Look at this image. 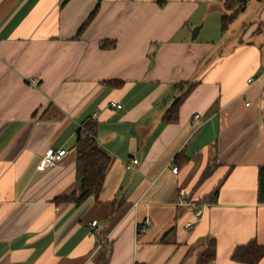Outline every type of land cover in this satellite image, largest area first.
I'll return each mask as SVG.
<instances>
[{
  "label": "crops",
  "instance_id": "obj_1",
  "mask_svg": "<svg viewBox=\"0 0 264 264\" xmlns=\"http://www.w3.org/2000/svg\"><path fill=\"white\" fill-rule=\"evenodd\" d=\"M257 2L222 35L223 0H0V264H196L210 238L213 264H241L237 246L264 245ZM209 20L216 41L202 39ZM185 82L197 86L166 124ZM89 120L112 158L104 188L56 204L76 188L74 146ZM62 149L60 163L40 168Z\"/></svg>",
  "mask_w": 264,
  "mask_h": 264
},
{
  "label": "trees",
  "instance_id": "obj_2",
  "mask_svg": "<svg viewBox=\"0 0 264 264\" xmlns=\"http://www.w3.org/2000/svg\"><path fill=\"white\" fill-rule=\"evenodd\" d=\"M223 1L225 9L229 11V14L226 13L221 18L222 35L228 32L230 26L238 18L241 12L246 10L248 1L250 0ZM232 10L234 11L232 12ZM97 12L98 7L90 14L88 19L81 26L78 36L81 35L91 24L96 17ZM113 46L114 44L110 47ZM102 47H107V45L103 44ZM196 86V82H185L177 85V90L180 92V95L174 100V103L164 116V122L166 124L176 123L179 120L180 108L189 95L194 91ZM83 127L84 131L81 129L78 131V136L74 146L77 156L76 164L78 170L76 188L70 194L56 198V204L68 203L78 206L91 196L98 197L104 188L107 171L112 163V158L97 144L96 123L89 120L84 123ZM209 173L210 172H205L202 179L209 175ZM222 183L223 181L216 187L211 197L203 199L200 204L204 205L214 201L219 196ZM258 200L259 203L264 204V167H261L259 170ZM216 249V239H208L206 248L200 255L199 264H213L217 255ZM263 258L264 245L259 244L256 240L237 246L231 255V259L234 262L241 264H259Z\"/></svg>",
  "mask_w": 264,
  "mask_h": 264
},
{
  "label": "built area",
  "instance_id": "obj_3",
  "mask_svg": "<svg viewBox=\"0 0 264 264\" xmlns=\"http://www.w3.org/2000/svg\"><path fill=\"white\" fill-rule=\"evenodd\" d=\"M251 81H253V80H251ZM112 106L115 108L121 107L117 103H112ZM195 118L199 119V116L197 115ZM80 129L82 131H84L83 125L80 127ZM66 154H67V151L64 149L59 150V151H53V150L48 151L40 163V168L44 170V169L52 168V167L56 166L58 163H60L63 160V158L65 157ZM137 165H139V160H137V159L130 160L126 163V169H128V170L135 169ZM178 171H179V169L177 167L173 168L174 173L177 174ZM197 214L200 216L202 214V210H199ZM91 225H92V227H96L97 221H94ZM150 225H151V220L146 219L144 224L140 227L141 231H145L146 228Z\"/></svg>",
  "mask_w": 264,
  "mask_h": 264
},
{
  "label": "rangeland",
  "instance_id": "obj_4",
  "mask_svg": "<svg viewBox=\"0 0 264 264\" xmlns=\"http://www.w3.org/2000/svg\"><path fill=\"white\" fill-rule=\"evenodd\" d=\"M257 3H258L257 0L248 1V8H247L246 11L241 12L242 16L245 17V16L253 15L254 14V11H253L254 10V7L253 6L255 4H257ZM234 10H232V12ZM224 11H225V13L229 14V11H227L226 9ZM208 23L210 25H208L207 28L204 29L203 34H202V39L206 37V38H209V40L216 41L218 39V32H219L218 29H217L218 27L217 26H216V28H215V26L213 27V23H212L211 20H209ZM239 26H240L239 22H236L233 25L232 31H233L234 34L237 31V29H238ZM192 36H193V34H192ZM204 248L205 247L199 248V252H200L199 255L201 254V252L203 251ZM199 259H200V257L198 256V259L196 261V264H199Z\"/></svg>",
  "mask_w": 264,
  "mask_h": 264
},
{
  "label": "water",
  "instance_id": "obj_5",
  "mask_svg": "<svg viewBox=\"0 0 264 264\" xmlns=\"http://www.w3.org/2000/svg\"><path fill=\"white\" fill-rule=\"evenodd\" d=\"M199 28H195L194 29V31H193V36H192V38H193V40H195L196 38H197V36H198V33H199Z\"/></svg>",
  "mask_w": 264,
  "mask_h": 264
}]
</instances>
